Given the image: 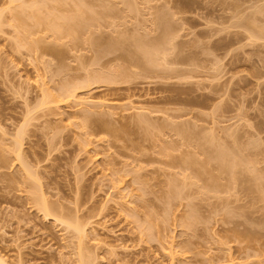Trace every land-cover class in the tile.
I'll return each instance as SVG.
<instances>
[{"label":"rangeland","instance_id":"obj_1","mask_svg":"<svg viewBox=\"0 0 264 264\" xmlns=\"http://www.w3.org/2000/svg\"><path fill=\"white\" fill-rule=\"evenodd\" d=\"M0 254L264 264V0H0Z\"/></svg>","mask_w":264,"mask_h":264},{"label":"bare ground","instance_id":"obj_2","mask_svg":"<svg viewBox=\"0 0 264 264\" xmlns=\"http://www.w3.org/2000/svg\"><path fill=\"white\" fill-rule=\"evenodd\" d=\"M11 1H13V0H11ZM16 0H14V2H15ZM51 27H52V25H51ZM54 30H56V27L54 28V26L52 27ZM58 30V29H57ZM157 49V48H156ZM156 52V51H155ZM89 102V101H88ZM95 104H101V103H99V102H94V101H91L90 102V105H95ZM17 141V140H16ZM20 144V142H19V140H18V142H17V144ZM18 147H19V145H18ZM224 159V158H223ZM43 200V199H42ZM40 200V204H42V207L40 206V208H41V211H42V209H43V213L45 214V216H48V210L46 211V209H47V206H46V204L44 203V205L46 206V208H45V206L43 205V202L45 201V200ZM56 220V219H55ZM57 221V220H56ZM74 225V224H73ZM71 225L70 224H68L67 226H66V228H69ZM71 227H73L72 229L73 230H75V232H76V234L80 237V239H83V238H85L86 237V234H87V227L83 224V225H81V224H77L76 223V225L75 226H71ZM71 227H70V229H71ZM91 231V230H90ZM90 233H92V231L90 232ZM95 239V238H94ZM95 241H97L96 239H95ZM0 264H9L8 263V261H7V259L3 256V255H1L0 254Z\"/></svg>","mask_w":264,"mask_h":264}]
</instances>
